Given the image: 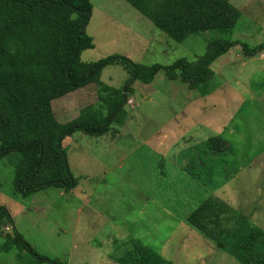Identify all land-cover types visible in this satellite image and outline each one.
Returning <instances> with one entry per match:
<instances>
[{"label": "rangeland", "instance_id": "374dc122", "mask_svg": "<svg viewBox=\"0 0 264 264\" xmlns=\"http://www.w3.org/2000/svg\"><path fill=\"white\" fill-rule=\"evenodd\" d=\"M90 2L86 33L95 46L81 52L84 63L117 54L143 65H169L182 57L195 61L206 51L208 33L193 34L180 44L125 0ZM230 2L242 15L224 37L250 45L264 42V0ZM257 57L264 62V54ZM248 59L229 52L216 60L213 81L223 88L201 99L177 71L173 76L160 71L149 84L133 82L135 103L124 106L128 122L120 125L124 114L119 113L106 134L79 131L65 142L77 180L69 191L52 186L23 196L15 185L20 155L1 159L0 206L38 254L62 264H119L115 259L129 252L134 241L171 264H241L186 217L213 196L264 229V94L259 100L264 64H243ZM130 77L124 65H107L98 81L52 102L56 119L66 123L79 117L86 106L81 95L91 100L99 81L122 92ZM120 98L111 92L107 103ZM213 101L221 108L217 120L227 126L232 118L222 134L228 142L225 152L212 149L206 139L216 133L202 127L206 114L218 109ZM107 103L95 108L104 118ZM9 238L14 240L12 224L0 219V264H51L14 243L9 251L2 249Z\"/></svg>", "mask_w": 264, "mask_h": 264}, {"label": "trees", "instance_id": "16d2710c", "mask_svg": "<svg viewBox=\"0 0 264 264\" xmlns=\"http://www.w3.org/2000/svg\"><path fill=\"white\" fill-rule=\"evenodd\" d=\"M125 1L177 43L183 44L193 34L208 33L205 53L195 61L182 57L169 65H143L117 54L84 63L81 52L95 46L86 33L92 12L90 0H0V160L12 153L20 155L15 185L23 196L52 186L69 191L77 185L64 140L78 131L90 136L106 134L116 116L120 113L123 117L136 80L149 84L160 71L168 76L177 71L189 86L205 96L217 88L211 66L221 56L229 52L246 58L264 54V42L250 45L224 37L242 15L230 0ZM111 63L130 69L131 77L122 92L99 81L98 103L83 108L76 119L60 123L52 102L98 81L101 71ZM111 92L121 98L107 103ZM104 101L110 106L105 107L110 110L105 118L95 109ZM208 143L215 151L227 150L228 143L221 136L209 138ZM3 218L12 224L14 240L7 239L2 249L9 251L14 243L40 261L62 264L38 254L17 231L10 213L0 206V219ZM186 220L210 237L218 250L241 264H264V229L251 225L242 211L210 196ZM115 260L119 264H171L140 241H134L132 249Z\"/></svg>", "mask_w": 264, "mask_h": 264}, {"label": "crops", "instance_id": "0c3cea01", "mask_svg": "<svg viewBox=\"0 0 264 264\" xmlns=\"http://www.w3.org/2000/svg\"><path fill=\"white\" fill-rule=\"evenodd\" d=\"M255 58V59H254ZM258 57L256 56V57H253V58H249L248 60H246V61H244L243 62V64H245V63H247V64H252V63H256V60L257 61H259L260 63H259V65L260 64H264V62L262 61V60H260V59H257ZM260 70L264 73V69L263 68H260ZM253 73V72H252ZM247 74L249 75V72H247ZM241 81V80H240ZM221 88H223V85L221 84H217V88L216 89H221ZM215 89V90H216ZM214 90V91H215ZM213 91V92H214ZM91 92H92V94H93V89L91 90ZM213 92H211L210 94H208V95H205V96H209V95H211ZM263 94L264 93H262L260 96H259V100L262 98V96H263ZM81 96H84L85 97V99H86V101L85 102H83L84 104H86V106H90V105H96L97 103H98V96H97V94H93V96H92V98H91V100L87 97V95H81ZM198 98H203V96L202 95H200V94H198ZM218 101H213V102H211V105H212V107L215 109V108H218V109H215V112L213 113V114H211V113H207L206 114V116H205V118L202 120V122H203V124H202V127H204L205 128V130H207V131H209V129H212V131H214V133H216L214 136H209L206 140L208 141V139L209 138H211V137H216V136H219V135H221L222 137H223V135L222 134H225V130L227 129V127H230V124H231V119H230V123H228L227 124V126L225 125L224 126V124L222 123V122H220V120H217L218 119V115L221 113V108H220V106L219 107H217L216 106V103H217ZM135 103V101H134V99L132 98V97H130V95H129V97H128V102H127V105H129V104H131V105H133ZM84 104H82V105H84ZM52 106H53V103H52ZM85 106V107H86ZM84 107V108H85ZM53 108V111H54V114H55V109H54V107H52ZM57 108H59V107H57ZM80 108V107H79ZM203 108V107H202ZM83 109V108H82ZM126 110H127V107H125V109H124V120H123V124L122 125H124L125 124V122L127 121L128 122V120H127V113H126ZM220 111V112H219ZM229 117H231V116H229ZM228 117V118H229ZM61 123V122H60ZM198 123H201V120H198ZM118 131V130H117ZM79 132V131H78ZM75 134V133H74ZM73 134V135H74ZM119 133H117V135H118ZM72 135V136H73ZM72 136H69V137H67L65 140H64V146H65V142H67L68 141V138H71ZM204 136H205V134H203V138H204ZM72 140V139H71ZM204 141V140H203ZM228 143V142H227ZM70 167V166H69ZM71 170V169H70Z\"/></svg>", "mask_w": 264, "mask_h": 264}]
</instances>
